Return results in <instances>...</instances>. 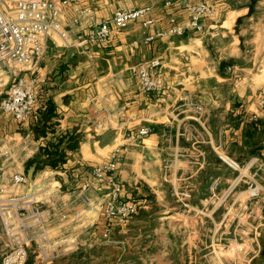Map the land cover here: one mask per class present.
Returning <instances> with one entry per match:
<instances>
[{
	"label": "crops",
	"instance_id": "crops-1",
	"mask_svg": "<svg viewBox=\"0 0 264 264\" xmlns=\"http://www.w3.org/2000/svg\"><path fill=\"white\" fill-rule=\"evenodd\" d=\"M208 1L214 13L202 19L203 29L174 35L170 19L185 24L187 8L166 0H81L92 12L72 26V40L50 38L34 114L23 123L11 114L0 120V147L6 134L27 139L34 150L27 160L64 137L65 162L37 169L17 188L42 199L47 233L30 251L44 253L47 264H235L237 257L238 264H264V197L253 199L241 185L244 177L257 181L264 173V68L251 72L264 66V0ZM139 5L153 6V24L137 20L114 28L104 44H76L118 7ZM155 57L162 62L163 93L144 92L132 71ZM189 95L210 110L201 122L182 105ZM189 123L203 132L200 141L182 134ZM147 126L153 127L149 135L128 137ZM72 134L79 136L76 149L66 146ZM118 146L123 197L139 209L127 222L112 221L106 238L100 203L108 187L92 168ZM25 171L28 176L26 165ZM11 174L6 161L1 187L11 184ZM183 191L192 193L188 202ZM235 238L242 249L224 254Z\"/></svg>",
	"mask_w": 264,
	"mask_h": 264
},
{
	"label": "built area",
	"instance_id": "built-area-1",
	"mask_svg": "<svg viewBox=\"0 0 264 264\" xmlns=\"http://www.w3.org/2000/svg\"><path fill=\"white\" fill-rule=\"evenodd\" d=\"M165 5L187 8L190 12V18L185 24H177L175 17L170 19L171 27L168 32L174 35H184L192 29L202 30V19L214 13V8L208 0H166ZM152 10V5L118 7L111 18L94 24L86 34H80L76 44L80 47L104 44L114 28L124 29L137 20L143 21L145 26L151 25L154 23ZM90 12L91 8L82 7L81 0H0V94L3 93L4 87H9L0 100V120L6 114H11L20 123L31 118L41 100V86L46 82V78L39 76L38 72L50 38L59 36L68 43V39L72 40V26L84 22L85 16ZM152 39L153 37L149 36L146 41ZM132 71L144 92H164L165 78L160 58L140 62L132 67ZM183 101L185 111H191L189 117L201 122L200 120L209 116L210 110L202 100L189 95L183 97ZM260 104L264 107V91L260 96ZM255 117L256 115H253L251 119ZM151 132L153 127L147 126L129 134L128 137L137 140ZM182 134L197 141L203 138L201 129L191 123L186 125ZM4 138L5 141L0 147V170L8 161L12 174L11 184L0 186V221L3 233L9 237L11 243L2 255L0 264H26L33 240L43 238L47 233L41 197L32 191H17L19 186L28 182L25 165L34 150L27 139L18 138L14 134H6ZM123 158V148L118 146L106 160L92 168L94 177L105 182L108 187L106 196L100 203V212L106 221V238L111 235L112 221L127 222L139 209L136 201L123 197L124 185L118 175ZM225 160L233 166L231 159L226 157ZM217 183L215 180L213 184ZM249 191L253 199L264 197V185L257 181H252ZM181 196L188 202L192 193L183 191ZM84 201L89 202L90 197L86 196ZM76 215L80 216L81 212ZM229 248L231 252L234 249L240 251L242 246L239 238L224 246V254H228ZM39 255L46 258L44 253ZM238 259L239 257L235 264H238Z\"/></svg>",
	"mask_w": 264,
	"mask_h": 264
},
{
	"label": "trees",
	"instance_id": "trees-1",
	"mask_svg": "<svg viewBox=\"0 0 264 264\" xmlns=\"http://www.w3.org/2000/svg\"><path fill=\"white\" fill-rule=\"evenodd\" d=\"M231 64V61H223L222 66H226ZM49 116L54 115L53 111L48 112ZM254 127L257 128L256 123H254ZM45 130L40 129L37 130V134H44ZM249 134H251L248 131ZM79 136L77 134H72L69 136V139L66 142V146L68 149H76L79 146ZM64 141V137L59 139V142L56 144H51L50 147H42L40 153L33 158H30L26 162V169L28 170L31 166H35L36 170L44 168L46 165H49L53 168L59 167V165L65 162V150L61 148V144ZM43 153L47 154L46 159H42L41 155Z\"/></svg>",
	"mask_w": 264,
	"mask_h": 264
},
{
	"label": "rangeland",
	"instance_id": "rangeland-1",
	"mask_svg": "<svg viewBox=\"0 0 264 264\" xmlns=\"http://www.w3.org/2000/svg\"><path fill=\"white\" fill-rule=\"evenodd\" d=\"M262 68H264L263 65L260 66L259 68L252 69L251 72H252V74L254 73V75H255L256 73H259ZM0 85H1V82H0ZM8 89H9V87H4L3 93L0 95V100L6 94ZM18 131H21V130L19 129ZM226 165L229 167V169L234 170L233 166H231V165L229 166L227 164V162H226ZM240 167H241V170L244 168L243 165H241ZM256 179H257V182L259 184L264 185V173H263V171L260 174L256 175ZM219 183H221L220 180H219ZM251 183H252V180L249 179L247 176L244 177V180L241 181V185L249 186ZM10 243H11V241H10L9 237L3 233L2 223L0 221V262H1L2 255L7 251ZM46 262H47V259H45L42 256H38L37 252L30 251V249H29V255H28V260H27L26 264H47Z\"/></svg>",
	"mask_w": 264,
	"mask_h": 264
},
{
	"label": "water",
	"instance_id": "water-1",
	"mask_svg": "<svg viewBox=\"0 0 264 264\" xmlns=\"http://www.w3.org/2000/svg\"><path fill=\"white\" fill-rule=\"evenodd\" d=\"M35 171H36L35 166H31V167L28 169V177L30 178V180H33V179H34Z\"/></svg>",
	"mask_w": 264,
	"mask_h": 264
}]
</instances>
